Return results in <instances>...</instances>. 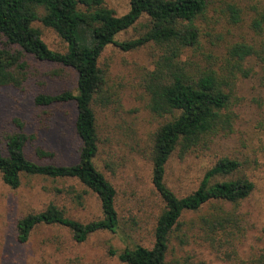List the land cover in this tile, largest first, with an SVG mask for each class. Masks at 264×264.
Here are the masks:
<instances>
[{"label": "rangeland", "instance_id": "374dc122", "mask_svg": "<svg viewBox=\"0 0 264 264\" xmlns=\"http://www.w3.org/2000/svg\"><path fill=\"white\" fill-rule=\"evenodd\" d=\"M205 1L206 10L196 20L200 47L189 51L184 59L195 61L201 68L220 70L226 68L229 50L236 44L253 47L259 56L244 63L249 76L238 75L234 83L226 112L234 119L231 131L216 137L209 148L198 149L183 159L175 153L167 165L166 184L180 198L190 195L208 170L220 159L229 158L240 164L231 179L246 177L255 190L239 205L212 202L198 212L186 213L172 235L167 264H264V23L258 29L254 26L264 15V0ZM130 2L104 0V5L121 17L129 12ZM230 6L239 11L238 23L232 21ZM147 24L142 18L116 41L139 38ZM34 26L50 49L65 51L66 44L54 31L40 22ZM158 55L159 48L153 44L130 52L110 45L99 60L106 85L102 103L93 106L103 141L95 163L117 193L118 233H98L77 244L65 228L41 225L27 243H18L15 226L19 219L54 204L66 216L88 223L101 218L99 200L92 193L84 194L85 188L75 180L23 176L20 188L14 190L0 176V264H122L108 255L110 247L119 252L137 245L152 247L163 204L152 184L148 152L154 134L169 119L150 112L143 81ZM25 60L28 78L22 88L0 90V148L6 136L23 132L28 137L25 153L31 161L75 164L81 147L75 130L76 105L69 102L41 107L34 99L65 91L76 93L77 72L31 56ZM39 148L54 157L40 158L36 154ZM225 212L237 218V226L211 233L202 219Z\"/></svg>", "mask_w": 264, "mask_h": 264}, {"label": "trees", "instance_id": "16d2710c", "mask_svg": "<svg viewBox=\"0 0 264 264\" xmlns=\"http://www.w3.org/2000/svg\"><path fill=\"white\" fill-rule=\"evenodd\" d=\"M205 10V0H131L129 12L119 17L105 7L104 0H0V90L22 88L28 78L26 56L74 69L78 76L76 93L38 95L34 103L50 107L73 102L77 110L75 130L81 142L75 164L42 165L26 156V134L14 132L5 137L0 148L1 179L14 190L20 188L23 176L75 180L85 188L84 194L97 197L101 209V218L83 223L51 204L17 221L18 243H27L41 225L65 228L77 244L86 243L98 233L119 231L116 190L95 163L103 141L93 106L102 103L106 79L99 60L110 45L123 52L148 44L159 48L143 88L150 112L169 121L156 131L148 152L152 184L163 204L156 218L153 245L127 247L121 252L110 247L108 255L122 264H167L172 235L186 213L198 212L212 202L236 206L250 197L254 183L246 177L231 179L239 172L240 164L229 158L220 159L208 170L190 195L180 198L166 184L167 165L175 153L183 159L198 149L209 148L216 137L231 131L234 119L226 112L232 102L234 83L238 75L249 76L243 65L251 57L259 56L253 47L236 44L229 50L226 68L220 70L201 68L195 61L184 59L189 51L200 47L196 20ZM228 10L232 21L238 23L239 11L231 6ZM142 18L148 20L143 35L130 41H116L119 34ZM36 22L57 34L66 44L64 52L47 46L41 31L34 26ZM263 23L264 15L254 26L258 29ZM36 154L42 159L54 157L40 148ZM217 178L225 180L217 182ZM81 198L79 195L78 199ZM202 222L216 234L235 228L238 221L225 212L215 218H203Z\"/></svg>", "mask_w": 264, "mask_h": 264}]
</instances>
